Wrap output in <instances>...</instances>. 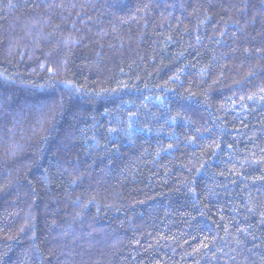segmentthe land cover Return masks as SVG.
Returning <instances> with one entry per match:
<instances>
[{
    "label": "trees",
    "instance_id": "16d2710c",
    "mask_svg": "<svg viewBox=\"0 0 264 264\" xmlns=\"http://www.w3.org/2000/svg\"><path fill=\"white\" fill-rule=\"evenodd\" d=\"M0 264H264V0H0Z\"/></svg>",
    "mask_w": 264,
    "mask_h": 264
}]
</instances>
